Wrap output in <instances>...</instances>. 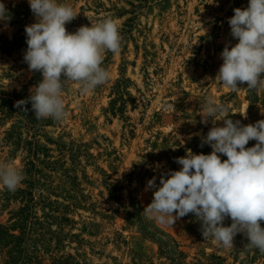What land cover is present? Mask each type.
<instances>
[{
	"label": "rangeland",
	"instance_id": "obj_1",
	"mask_svg": "<svg viewBox=\"0 0 264 264\" xmlns=\"http://www.w3.org/2000/svg\"><path fill=\"white\" fill-rule=\"evenodd\" d=\"M0 2L10 17L0 20V93L10 95L21 87L30 91L36 71L24 61L25 26L36 17L28 0ZM248 2L58 0L76 14L66 24L68 32L112 18L122 46L118 53H102L109 81L87 93L78 84L67 85L62 93L66 118L44 127L54 143L43 139L52 164L36 163L42 177L31 187L34 224L26 241L34 257L31 264H264V253L250 248L243 234L236 235L233 247H218L212 239L204 240L194 214L172 226L158 225L143 214L153 199V191H145L148 180L155 177L159 186L160 176L179 170L175 158L189 150L211 153L209 145L201 146L213 126L211 119L204 124L201 117L209 98L224 104L230 118L244 125L264 119V89L249 90L244 84L233 92L215 80L223 63L220 53L226 44L238 42L228 19L234 8H246ZM121 76L134 83L136 107L127 109V121L105 111L111 87ZM245 112L246 119L241 115ZM1 118L0 165L21 169L26 152L11 154L3 142L14 120L4 125ZM216 125L223 126V121ZM27 186L23 179L17 189ZM6 194L0 183L4 225L23 205L20 198L6 201ZM134 212L139 220L132 217ZM162 243L169 254L162 252ZM7 250L0 243V264Z\"/></svg>",
	"mask_w": 264,
	"mask_h": 264
},
{
	"label": "clouds",
	"instance_id": "obj_2",
	"mask_svg": "<svg viewBox=\"0 0 264 264\" xmlns=\"http://www.w3.org/2000/svg\"><path fill=\"white\" fill-rule=\"evenodd\" d=\"M28 3L36 22L25 26L24 61L42 79L27 99L14 106L26 113L31 102L37 120L61 121L67 116L62 99L65 87L75 83L87 93L106 84L110 72L102 67V53H118L121 36L112 18L68 32L66 24L76 17L71 6L58 0ZM233 12L228 23L238 42L226 44L220 53L223 63L215 80L233 92L244 84L249 90L264 89V0H249L246 8ZM9 18L0 2V20ZM202 112V123L211 119L213 126L202 136L201 146L209 145L211 153L189 150L175 158L182 167L162 174L159 186L155 177L148 180L145 191L152 190L153 199L143 214L158 225L172 226L191 213L201 224L204 240L212 239L218 247L227 248L234 246L237 234H243L250 248L264 253V119L247 125L234 121L227 107L212 98ZM241 115L247 118L246 112ZM217 121H223V126H217ZM250 141L256 143L246 147ZM23 179L22 170L14 165H0V183L7 190L16 191ZM226 219L230 225H225Z\"/></svg>",
	"mask_w": 264,
	"mask_h": 264
},
{
	"label": "trees",
	"instance_id": "obj_3",
	"mask_svg": "<svg viewBox=\"0 0 264 264\" xmlns=\"http://www.w3.org/2000/svg\"><path fill=\"white\" fill-rule=\"evenodd\" d=\"M133 6L136 7V5ZM127 26L131 27V25ZM41 79L40 72H35L31 84L36 86ZM132 86H134L133 81L126 76H121L115 81L111 87L108 107L105 110L109 115L113 117L118 115L124 121L128 120L127 109L136 107L135 97L131 91ZM30 95L31 92L26 87L14 89L10 95L0 93V114L4 125L7 124L8 120H14L4 131L3 142L10 146L11 154L18 150L26 152V156L22 157L23 164L20 170L23 172L24 183L28 185V188H19L14 192L7 190L5 195L6 201L20 198L19 200L23 205L11 215L7 225L0 223V243L4 247H8L3 264H31V259L34 258L26 245L34 224L31 214L34 201L31 187H34L42 177L41 170L36 163H43L46 166L52 164L48 160L51 157L50 149L43 143V139L50 143H54V141L47 137L44 127L53 125L58 121L51 118L37 120L31 109V102L26 105L28 108L26 113L14 106L17 101L27 99ZM127 126L132 125L127 123ZM132 217L139 220L137 212H134ZM147 233L149 234V231ZM161 246L164 249L162 252L170 253L167 245L162 243Z\"/></svg>",
	"mask_w": 264,
	"mask_h": 264
}]
</instances>
